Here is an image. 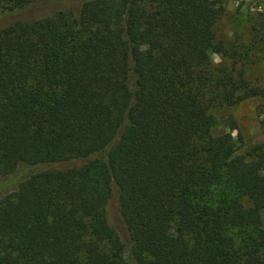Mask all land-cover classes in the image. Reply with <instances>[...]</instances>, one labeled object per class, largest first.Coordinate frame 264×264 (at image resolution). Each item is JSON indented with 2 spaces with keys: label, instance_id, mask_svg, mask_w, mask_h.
I'll use <instances>...</instances> for the list:
<instances>
[{
  "label": "trees",
  "instance_id": "16d2710c",
  "mask_svg": "<svg viewBox=\"0 0 264 264\" xmlns=\"http://www.w3.org/2000/svg\"><path fill=\"white\" fill-rule=\"evenodd\" d=\"M47 1L0 0V264H264V138L212 133L213 107L264 100L222 0ZM23 165L54 168L8 192Z\"/></svg>",
  "mask_w": 264,
  "mask_h": 264
},
{
  "label": "rangeland",
  "instance_id": "374dc122",
  "mask_svg": "<svg viewBox=\"0 0 264 264\" xmlns=\"http://www.w3.org/2000/svg\"><path fill=\"white\" fill-rule=\"evenodd\" d=\"M242 0H222L223 10L214 24L216 39L221 40L229 53L236 52L231 59L237 60V64L245 69L246 76L254 83L264 85V49L260 45H253L254 25L261 5L244 0L249 4L250 11L247 15L239 13ZM74 4L68 1L49 0L42 4L38 14H46L58 9L74 8ZM37 12V11H36ZM213 63L219 64L222 56L214 51L210 52ZM225 63L230 64L224 57ZM214 117L212 133L214 135L231 132L235 138L242 136L244 141L251 142L264 138V100L259 97L248 98L232 105H219L211 109ZM53 166H19L14 172L2 179L3 186L10 192L17 182L29 174L50 170ZM118 203L116 198L110 199L107 206V214L110 223L119 228L117 217ZM261 228L264 230V211Z\"/></svg>",
  "mask_w": 264,
  "mask_h": 264
}]
</instances>
